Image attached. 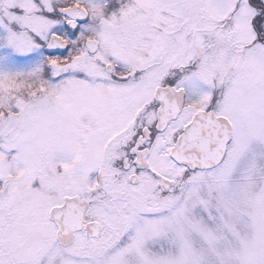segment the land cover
<instances>
[{"label": "snow or ice", "instance_id": "snow-or-ice-1", "mask_svg": "<svg viewBox=\"0 0 264 264\" xmlns=\"http://www.w3.org/2000/svg\"><path fill=\"white\" fill-rule=\"evenodd\" d=\"M0 264H264V0H0Z\"/></svg>", "mask_w": 264, "mask_h": 264}]
</instances>
